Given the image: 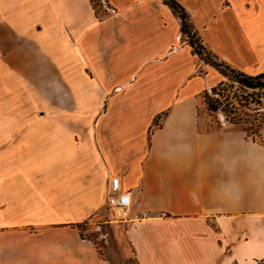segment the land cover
Wrapping results in <instances>:
<instances>
[{"label": "crops", "instance_id": "1", "mask_svg": "<svg viewBox=\"0 0 264 264\" xmlns=\"http://www.w3.org/2000/svg\"><path fill=\"white\" fill-rule=\"evenodd\" d=\"M177 1L212 53L264 73V0ZM104 2L0 0V264H264V129L203 130L227 78L162 0ZM111 177L149 214L113 254L80 231Z\"/></svg>", "mask_w": 264, "mask_h": 264}, {"label": "rangeland", "instance_id": "2", "mask_svg": "<svg viewBox=\"0 0 264 264\" xmlns=\"http://www.w3.org/2000/svg\"><path fill=\"white\" fill-rule=\"evenodd\" d=\"M91 6L94 7L98 18L111 14L104 0H92ZM183 37L189 43L188 38L185 35ZM226 84L218 91L211 90L201 95L199 111L203 130L236 128L244 131V129H249L248 133L257 137L253 131L256 130V125L264 122V90L244 89L239 84L230 81ZM207 98L224 102L221 109L218 112H211L208 109ZM228 104L229 107H227ZM230 110L233 113L229 112ZM160 119L156 120L155 125L159 124ZM235 121L239 124H234ZM100 216L102 217L100 220L92 219L80 231L94 242L100 252L108 251L113 254L119 247L118 243H126L125 234L121 225L113 221L111 214L105 208L100 212ZM131 262L130 260L122 264H133Z\"/></svg>", "mask_w": 264, "mask_h": 264}, {"label": "trees", "instance_id": "3", "mask_svg": "<svg viewBox=\"0 0 264 264\" xmlns=\"http://www.w3.org/2000/svg\"><path fill=\"white\" fill-rule=\"evenodd\" d=\"M163 3L169 6L172 11L180 18L181 20V31L185 35L189 44L193 48V52L205 63L215 67L224 77L227 78V81L232 83L239 84L242 88L248 90H264V73L258 75H250L244 71L238 70L226 62L222 61L217 55L212 53L205 45L203 39L201 38L198 30L195 28L193 21L189 12L183 7L177 0H162ZM92 0H90V3ZM93 10L94 7L92 6ZM95 11V10H94ZM95 15L97 16L96 12ZM221 83L219 86L213 88V91H218L220 88L225 87L226 82ZM207 93V92H206ZM208 109L211 112H218L223 103L219 99H209L207 98ZM230 105L228 104L227 107ZM234 107H232L233 109ZM229 112L233 113L232 110ZM159 118V117H158ZM234 124H239L238 121L233 122ZM264 129V122L256 125V130L253 131V134H256L257 137L250 135L249 129H244L248 136L252 137L254 140H260L261 131Z\"/></svg>", "mask_w": 264, "mask_h": 264}, {"label": "built area", "instance_id": "4", "mask_svg": "<svg viewBox=\"0 0 264 264\" xmlns=\"http://www.w3.org/2000/svg\"><path fill=\"white\" fill-rule=\"evenodd\" d=\"M132 203L131 190L124 188L117 177H111L107 183L104 208L115 223L125 226L149 218L147 212H133Z\"/></svg>", "mask_w": 264, "mask_h": 264}]
</instances>
